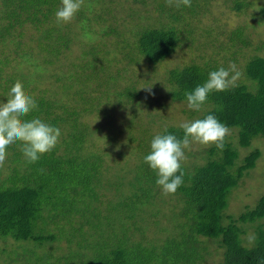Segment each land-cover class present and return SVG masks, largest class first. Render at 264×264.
<instances>
[{
  "label": "trees",
  "instance_id": "1",
  "mask_svg": "<svg viewBox=\"0 0 264 264\" xmlns=\"http://www.w3.org/2000/svg\"><path fill=\"white\" fill-rule=\"evenodd\" d=\"M232 1L236 11L249 5L246 0ZM210 2L133 0L125 6L119 2V7L114 0H82L71 20L58 23L53 12L60 0H0V100L13 84L24 91L23 77L15 70L18 66L11 65L10 56L29 55V44L28 49L21 45L26 43L23 40L27 34L30 46L34 47L39 37L38 44L47 42L59 61L79 40L81 31L92 32L95 24L103 31L105 42L102 49L85 54L82 73L92 76L107 67L103 80L108 90H99L94 84L91 93L94 97H116L111 111L122 108L124 116L127 104L137 98V89H143L144 85L137 87V82L146 84L151 78L122 81L116 65L124 61L125 65L144 67L148 63L156 67L178 49L204 45L196 18ZM148 3L155 15L144 17L141 13ZM149 11L145 8L146 13ZM120 12L133 21L131 26L118 23ZM226 36L229 43L226 47L220 43V48L228 55L221 60L201 57L162 67L168 70L166 82L172 101L186 102L184 91L203 83L209 70L229 68L230 61L238 64V49L249 45L248 36L243 26ZM9 41H13L10 48ZM103 55L107 66L98 62ZM237 71L244 80L235 79L223 91H210L199 107L202 114L198 118L212 113L226 125L223 148L209 144L201 149L203 161L193 163L186 157L198 152L185 148L180 162L182 183L172 193L161 192L143 156L153 135L169 132L181 136L179 125L167 126L159 133L149 128H141L137 134L129 127L130 133L124 130L127 152L135 158L139 149L140 165L131 179H110V171L117 166L93 139L101 129L90 120L93 115L87 118L94 114L85 107L87 97L79 99L82 103L75 98L74 105L67 106L58 90L46 103L38 100L36 109L24 119L38 116L58 127L60 135L35 162L25 159L19 141L0 156V240L17 242L10 250L0 247V257L4 259L8 251L13 252L14 258L8 262L5 259L6 264H264V195L238 216L227 213L234 191L262 153L255 148L241 158L239 147H250L254 139L264 138V56L252 55L238 64ZM157 72L152 74L157 77ZM96 79L93 76L89 83ZM228 131L234 132L233 138ZM123 169L121 166L128 175ZM245 224L253 228L250 244L243 237ZM21 242L26 245L22 250ZM33 244L43 250L42 258L33 260L29 256ZM213 252L217 254L214 258Z\"/></svg>",
  "mask_w": 264,
  "mask_h": 264
},
{
  "label": "rangeland",
  "instance_id": "2",
  "mask_svg": "<svg viewBox=\"0 0 264 264\" xmlns=\"http://www.w3.org/2000/svg\"><path fill=\"white\" fill-rule=\"evenodd\" d=\"M246 1L249 5L243 8L242 11H236L233 9L232 0H211L210 4L199 12V16H197L196 19H198L197 23L201 27V30L198 31L201 33L199 35L204 45L201 44L197 46L196 44V46H192L195 47L194 49L192 48L193 50H188L186 48L182 50L178 49L172 57H169L156 67L148 65V63L145 64L144 67L143 64L141 67H137L134 64L125 65L126 63L124 61L119 62L116 67L120 69V79L122 81H126L128 78H136L141 81L149 76L151 78V82L148 81L146 84L137 80L136 86L142 88V85H144L143 89H137V94L134 96L137 98L127 104L128 113L124 116L122 115V108H116L113 112L111 111L112 108L110 106H115L116 97H109L107 94H104V97H94L91 93V87L94 84L98 85L99 90H108V86L105 84V80H103L105 79L107 67L102 68L100 72L92 74V76L91 74L83 76L82 73L84 65L86 64L85 54L88 51L91 52L94 48L95 50L102 49L101 45L103 46L105 42L103 31H101L100 27L97 28L95 24H93V28H91L92 32L88 30L81 31L78 36L79 40L74 42L71 49L68 50L59 61L54 59L51 54L52 47L47 48V42L42 44L44 42L42 41V43L38 44L37 39L39 37L35 40L34 44L36 45H34V47L30 46L31 41L28 39L30 34H27L23 40V42L26 43H22L21 45L22 48L25 49L29 44V55L26 58H16L15 55H11V65L14 67L16 65L18 66L15 70L23 77V89L26 93L31 95L36 102L39 100L38 102L44 101L46 103L50 98H53V95L56 94L58 90L64 98L63 101H66L67 106H73L76 101L74 100L75 98L78 101L81 97H87L86 106H84L90 109L89 111L94 112V114H90L87 118L93 115L94 118L92 117L90 120L101 129L97 134L94 133L93 139L97 146H99L103 152L107 153V158L110 159L114 166H117L110 171L111 173H109L108 176H110V179H115L117 176L131 179V175L135 176L137 173L138 166L140 165L138 159L141 153H138V149L136 157L134 158L131 155L132 152H127L124 141L125 135L123 134L124 130L130 133L131 131L127 129L129 127V129L134 131L133 133L137 134L140 132L141 128H149L153 132L159 133L161 129L167 126L180 125L184 121L197 119L198 116L202 114L200 108L195 110L190 109L184 101H172L170 92L168 91L169 87L166 82L168 70L162 67L169 68L193 58H197L198 60L201 57L220 59L224 54H227L224 48H220V43L224 46L229 43L226 35L239 26L244 27L250 43L248 46H242L238 49V64L246 62V60L254 54L264 56V0ZM119 2L125 6L131 4L133 0H114V5L116 4L121 7ZM135 7H138V4H136ZM145 8L150 11L146 13ZM141 9H143V7H141ZM153 10V6L148 3V5L144 7L143 14L141 13V15L144 17L150 14L155 15ZM117 16L120 25L122 23L127 26L130 24L131 26V23H133L123 12L118 13ZM143 21L146 22V20ZM92 33L93 39L91 41ZM207 34H210V40L206 37ZM7 44L10 48L13 46V41H9ZM229 47H232V44H230ZM6 50H8V48ZM98 60V62L103 61L102 63L107 66L106 55L100 56ZM238 64L232 61L229 62V65L234 66V70L236 71L238 70ZM111 69H114V66H112ZM156 70L158 71L157 77L152 74ZM86 72L89 71L87 70ZM112 74L115 75L113 71ZM93 76L98 79H96L94 83H89ZM236 79L244 80V77L240 76ZM153 82L158 83L157 88H153ZM71 97L74 98L72 99ZM80 102L82 103L84 101ZM101 105L102 107H100ZM103 117L107 120H103ZM228 133L233 138L234 132L228 131ZM205 146L209 145L190 141L186 151L198 153L197 155L186 157V161L188 163L197 161L202 162V159L205 158V154L201 149L204 148L205 150V148H207ZM255 148L261 149V156L255 168L249 170V173L243 179L239 189L234 191L227 210L228 214L233 213L234 216H238L247 206L254 207L259 198L264 195V138L259 137L254 139L250 147H239V151L242 158ZM121 166H124L123 170H125L128 175L122 172ZM245 225L246 229H244L246 232L243 237L247 244H250L254 235L253 228H251L249 224ZM15 244H17V242L13 239H8V241L0 240V247L4 246L9 250L11 247H14ZM23 247H26L24 243H22L19 249L22 250ZM31 248L32 252L29 253V256L33 260L42 258V249H36L34 244ZM19 249L15 250L19 251ZM48 250L49 249L46 248V251ZM211 250L215 251V248L211 247ZM8 253L5 255L4 259L0 257V264H6L5 259L8 262L11 258H14L12 251ZM216 255L217 254L213 252V258Z\"/></svg>",
  "mask_w": 264,
  "mask_h": 264
},
{
  "label": "clouds",
  "instance_id": "3",
  "mask_svg": "<svg viewBox=\"0 0 264 264\" xmlns=\"http://www.w3.org/2000/svg\"><path fill=\"white\" fill-rule=\"evenodd\" d=\"M187 4L188 0H182ZM82 0H60L53 15L56 21L68 22L80 8ZM230 70L232 75H229ZM239 76L234 66L217 67L209 70L203 83L196 84L190 91L183 93L186 105L190 109H199L210 91H223ZM167 90V89H166ZM169 91V90H168ZM0 100V156L16 143L28 162H35L40 154L49 151L60 135L55 125L42 121L38 116L24 119L37 107L33 97L22 90L19 84H13ZM182 135L164 132L155 134L149 141V150L143 161L155 173V184L163 193H172L182 183L184 171L180 162L184 159V149L190 141L203 145L214 144L217 149L223 148V138L227 132L212 113L202 118L184 121L179 125Z\"/></svg>",
  "mask_w": 264,
  "mask_h": 264
}]
</instances>
